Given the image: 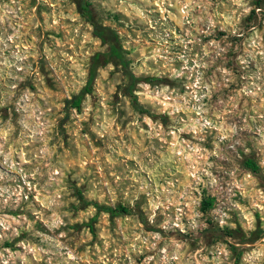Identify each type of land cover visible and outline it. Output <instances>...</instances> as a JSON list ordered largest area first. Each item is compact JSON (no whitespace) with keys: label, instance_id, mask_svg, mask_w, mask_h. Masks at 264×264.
I'll return each mask as SVG.
<instances>
[{"label":"rangeland","instance_id":"1","mask_svg":"<svg viewBox=\"0 0 264 264\" xmlns=\"http://www.w3.org/2000/svg\"><path fill=\"white\" fill-rule=\"evenodd\" d=\"M87 1L160 81L73 109L108 50L79 0H0V264H264V0Z\"/></svg>","mask_w":264,"mask_h":264},{"label":"trees","instance_id":"2","mask_svg":"<svg viewBox=\"0 0 264 264\" xmlns=\"http://www.w3.org/2000/svg\"><path fill=\"white\" fill-rule=\"evenodd\" d=\"M79 12L83 18H85L94 28V35L102 41L103 44L108 45V50L105 52H97L95 53L90 62L89 72H88V80L86 86L80 92L78 96H76L72 102L73 109H79L81 104L86 97V95L92 92L93 84L98 76V72L100 69L107 67L108 65L112 64L117 67H121V69L126 73L129 77L130 81V91L133 92L136 86L141 83L145 82L150 85H156L158 81L157 78L154 77H147V78H138L136 77L129 69V61L127 59V52L124 49V46L121 43L120 37L118 33L109 28L104 27L98 24L93 16L91 5L88 3L87 0H79ZM257 9H262V5H257ZM264 14V13H263ZM255 21L258 19V14H256V10L252 11L251 18ZM134 105L139 110L141 114H146L149 117H155L151 114L150 111L146 110L143 105L138 101L137 97H134ZM247 165L249 167L256 169V164L252 161H248ZM86 206H92L98 213H107L110 217H120V216H132V215H139V219L141 223L147 225V222L144 220V216L142 214L135 213L132 209L126 206H116V207H109V206H102L97 202H85ZM208 206H211L209 202L207 203Z\"/></svg>","mask_w":264,"mask_h":264}]
</instances>
